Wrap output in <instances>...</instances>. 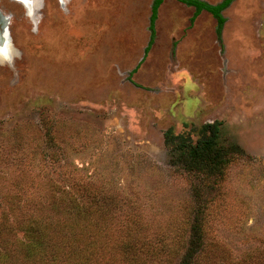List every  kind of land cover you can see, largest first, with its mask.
Segmentation results:
<instances>
[{"label": "rangeland", "instance_id": "1", "mask_svg": "<svg viewBox=\"0 0 264 264\" xmlns=\"http://www.w3.org/2000/svg\"><path fill=\"white\" fill-rule=\"evenodd\" d=\"M152 2L45 0L37 24L0 0L14 50L0 45V222L24 240L17 220L86 191L104 204L105 238L140 244L145 233V261L178 264L195 194L212 189L165 133L195 141L219 121L232 153L204 212L209 256L264 264V0H231L220 36L209 12L163 0L146 51Z\"/></svg>", "mask_w": 264, "mask_h": 264}, {"label": "trees", "instance_id": "2", "mask_svg": "<svg viewBox=\"0 0 264 264\" xmlns=\"http://www.w3.org/2000/svg\"><path fill=\"white\" fill-rule=\"evenodd\" d=\"M177 1L194 8L193 18L202 10L209 12L216 19V32L220 36L225 21L222 11L231 0H221L218 3H209L205 0ZM162 2L163 0H153L151 6L150 39L146 51L153 41L157 9ZM220 124L219 121H214L202 125L199 137L195 141L185 132L165 133V141L172 145V150L178 154L173 157L181 162L182 169L196 177L206 178V181L210 180L211 185L210 183L207 185L212 189L204 194L203 191L195 194L198 207L190 219L187 244L178 264L214 263L206 244V230H203L206 220L204 212L214 201L213 187L224 177L223 171L232 153L230 148L224 149L218 144ZM81 190H85V187ZM81 190L79 196L82 195ZM83 195L86 199L82 196L71 198L69 202L60 198L52 200L50 210L44 214L23 216L22 222L16 219L19 228L24 232V240L17 236L9 223L0 222V264H105L101 262L102 259L97 258L93 262L90 257L104 256L108 253L115 259L112 264H154L140 256L145 251L144 242H150L145 233L140 235L143 239L140 244L138 236L136 238L130 236L125 240L105 238L102 232L103 218L98 217L104 204L97 203L94 198L87 200L86 191ZM123 230H129L127 225ZM116 255L122 258L121 262L117 261ZM155 264H170V261L160 259Z\"/></svg>", "mask_w": 264, "mask_h": 264}, {"label": "flooded vegetation", "instance_id": "3", "mask_svg": "<svg viewBox=\"0 0 264 264\" xmlns=\"http://www.w3.org/2000/svg\"><path fill=\"white\" fill-rule=\"evenodd\" d=\"M10 1L19 3L24 10V14L29 17L32 23H34L35 20L37 21V24L40 22L42 11L45 6V0H36L37 3L35 2L34 5H32L30 0H10ZM59 1H60V4L63 6L65 3V0H59ZM29 9H32V11H34V13L30 12V14L34 15V20H32L31 17L28 15L30 11ZM11 17H12L11 13H4L3 10L0 8V45L6 39V37L9 38V23H10Z\"/></svg>", "mask_w": 264, "mask_h": 264}, {"label": "bare ground", "instance_id": "4", "mask_svg": "<svg viewBox=\"0 0 264 264\" xmlns=\"http://www.w3.org/2000/svg\"><path fill=\"white\" fill-rule=\"evenodd\" d=\"M31 1V3H32V5H34L35 4V2H36V0H30ZM37 3V2H36ZM35 8V7H34ZM29 10H31V13L33 12L34 13V11H32V9H29ZM6 40L7 39H5L3 42H2V44L1 45H3L4 47H5V42H6ZM11 45V44H10ZM10 45H8V47L6 46L5 48H1V50H2V52H4V53H6V52H9V53H13L14 54V50L13 49H11V47H10Z\"/></svg>", "mask_w": 264, "mask_h": 264}]
</instances>
